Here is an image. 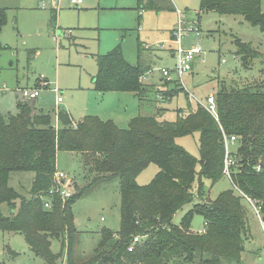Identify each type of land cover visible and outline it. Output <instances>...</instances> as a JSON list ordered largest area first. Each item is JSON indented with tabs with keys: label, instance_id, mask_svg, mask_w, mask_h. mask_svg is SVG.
<instances>
[{
	"label": "trees",
	"instance_id": "16d2710c",
	"mask_svg": "<svg viewBox=\"0 0 264 264\" xmlns=\"http://www.w3.org/2000/svg\"><path fill=\"white\" fill-rule=\"evenodd\" d=\"M138 5L157 12L175 11L169 0H138ZM199 8L240 16L264 32L260 0H200ZM55 19L52 10V27ZM5 24L6 12L0 9V33ZM234 44L242 65L256 57L250 44L239 40ZM95 59L97 72L91 79L95 92H130L141 99L147 69L128 64L120 45ZM259 88L247 84L218 90L214 95L216 118L198 104L190 111L177 109L176 119L170 122L159 121L156 115H138L126 129L97 116H85L75 124L63 110L56 113L60 124L56 128L49 116L34 109L35 101H18L16 114L0 113V206L12 211L9 216L0 212V231L20 234L30 250L48 264L61 258V253L50 249L52 239L61 242L66 264H243L244 243L251 237L246 198L258 208L264 222V91ZM179 90L175 84L170 93L158 95L159 101L172 99ZM193 134L198 135V159L176 142ZM225 137H234L228 153ZM57 152L80 154L97 180H119V229L116 233L102 229L92 256L82 263H75L71 254L75 232L72 204L84 190L75 186V193L66 201L48 194L54 187ZM227 159L231 164L226 177L233 188L214 200L193 204L179 225H172L175 213L195 195L201 196L203 179L216 183L225 177ZM149 164L158 171L147 185H139L136 178ZM11 172L34 174L28 198L8 187ZM196 177L197 192L193 191ZM46 200L51 202L49 209L43 206ZM194 215L206 224L202 233L191 231ZM135 237L138 242L132 244Z\"/></svg>",
	"mask_w": 264,
	"mask_h": 264
},
{
	"label": "rangeland",
	"instance_id": "374dc122",
	"mask_svg": "<svg viewBox=\"0 0 264 264\" xmlns=\"http://www.w3.org/2000/svg\"><path fill=\"white\" fill-rule=\"evenodd\" d=\"M169 1L175 11L141 8L138 0H81L77 6L71 5L70 0H0V9L6 12V24L0 33L3 47L0 113L16 114L17 102L23 101L22 89L33 87L42 75L49 87L40 92L33 105L36 111L49 116L54 126L60 127L56 118L58 110L67 112L75 124L85 116H97L112 121L120 129H126L129 121L138 115L155 116L153 91L140 100L130 92L98 94L91 89V79L97 72L95 56L104 55L117 45L128 64H140L147 69L143 84L159 86L163 80L169 93L175 84L182 89L166 102L165 113L155 116L159 121H174L177 109L194 110L198 102H204L222 88L230 90L249 84L264 91V32L258 26H252L240 16L200 11V0ZM260 9L264 13V0H260ZM52 10L56 17L54 27L50 25ZM177 10L187 29L196 25L199 32L198 37L186 32L183 46L198 43L204 52L193 61L190 72L183 74V85L175 74L171 73L172 80L166 81L159 72L162 68L171 70L175 63L171 53L176 45L170 33L177 24ZM235 40L250 44L255 50L256 57L248 60L247 65H242L240 56L236 55ZM58 95L62 98L60 104H56ZM176 142L198 159L197 134L180 137ZM56 171L73 178L74 185L84 190L72 204L75 232L71 254L75 263H82L92 256L102 229L112 233L119 229V180L117 177L97 180V175L76 153L57 152ZM157 171L156 165H147L136 182L147 185ZM33 178L31 172H11L7 185L28 198ZM232 188L226 175L216 183L203 179L201 196L195 195L191 203L175 213L171 224L179 225L193 204L214 200ZM193 191H198L197 177ZM246 208L251 237L244 243L241 259L243 264H264V235L252 205L246 203ZM0 212L4 216L12 213L4 204ZM202 230V217L194 215L191 231ZM0 241L3 244L0 261L4 264H48L34 256L17 233L0 232ZM7 249L16 255L10 256ZM50 249L54 254L61 253L56 264H66V252L61 250L59 240L52 239Z\"/></svg>",
	"mask_w": 264,
	"mask_h": 264
},
{
	"label": "built area",
	"instance_id": "2783aa9c",
	"mask_svg": "<svg viewBox=\"0 0 264 264\" xmlns=\"http://www.w3.org/2000/svg\"><path fill=\"white\" fill-rule=\"evenodd\" d=\"M70 4L77 6L81 4V0H70ZM183 26L185 27L183 29ZM186 32H193L196 37L199 36V32L196 25H193L191 28L187 29V27L184 25V21L181 17V12L177 10V24L176 27L173 29L171 34V41L176 45L174 48H172V57L174 58V66L171 70L168 69H160L159 72L163 78H165L166 81H171L170 74H175L177 76V80L181 81V78L184 73L190 72L192 69V63L193 61L200 57L204 52L202 51L201 47L198 45V43L194 46L190 47H184L182 44V38L184 37V34ZM181 84L183 85L182 81ZM49 87L48 82L45 80V78L42 75H39L36 83L31 88L22 89L21 91V97L22 100L25 102H32L36 100L40 92L43 89H46ZM56 93L57 89H54ZM62 103L61 96H57L56 104ZM199 105H201L208 113H210L213 117L216 118V102L213 95H209L205 98L204 102H198ZM73 127H75V124H73ZM234 142V137L230 138H224V144H225V150L226 153H228V149L230 146H232ZM225 165V174L228 177L227 173V166L228 164H231L230 160H226ZM259 170L258 168L256 169ZM73 179V178H72ZM68 175L62 173V172H55L54 174V187L51 188L48 192L50 196L57 195L58 198L62 201H66L70 199L73 194L75 193V185L74 181L72 180ZM247 202L252 205L253 209L255 210V213L258 218V222L260 225V229L263 232L264 235V222L262 221L259 213L258 208L254 205V203L246 198ZM45 209H49L51 207V202L49 200H46L43 204ZM205 225L203 223V230L205 228ZM203 230L200 232L202 233ZM138 238H133L132 244L137 243ZM132 250V246L128 248V251Z\"/></svg>",
	"mask_w": 264,
	"mask_h": 264
},
{
	"label": "crops",
	"instance_id": "0c3cea01",
	"mask_svg": "<svg viewBox=\"0 0 264 264\" xmlns=\"http://www.w3.org/2000/svg\"><path fill=\"white\" fill-rule=\"evenodd\" d=\"M172 31H173V29L171 30V33H170V37H171V34H172ZM171 56H172V53H171ZM146 75V74H145ZM144 75V76H145ZM143 76V77H144ZM164 81L162 80L161 81V85H159V86H153V85H148V84H143V82H142V84L144 85V87H145V93L143 94V96L141 97V99L140 100H142V98H144V96L146 95V94H148L149 92H151V91H153L154 92V99H155V102H156V112H155V114L154 115H156L157 117H160V116H162L164 113H165V111L167 110L166 108H165V104H166V102L167 101H169V100H171V99H166V101L164 102V103H162V102H160L159 101V97H158V95L159 94H165V93H167V90H165L166 89V85L163 83ZM35 85V84H34ZM92 89V88H91ZM93 90V89H92ZM163 92V93H162ZM55 127L56 128H58V125H55ZM1 232V231H0ZM8 233H10V232H8ZM11 233H13V232H11ZM20 235V234H19ZM27 245V244H26ZM27 247H28V245H27ZM28 249L30 250V248L28 247ZM10 250V249H9ZM31 251V250H30ZM3 252V244L1 243V241H0V253H2ZM34 256H35V254H34ZM0 264H4L3 262H1L0 261Z\"/></svg>",
	"mask_w": 264,
	"mask_h": 264
}]
</instances>
